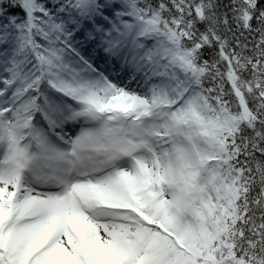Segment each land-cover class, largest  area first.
I'll use <instances>...</instances> for the list:
<instances>
[{
    "label": "snow or ice",
    "instance_id": "obj_1",
    "mask_svg": "<svg viewBox=\"0 0 264 264\" xmlns=\"http://www.w3.org/2000/svg\"><path fill=\"white\" fill-rule=\"evenodd\" d=\"M0 264H264V0H0Z\"/></svg>",
    "mask_w": 264,
    "mask_h": 264
}]
</instances>
